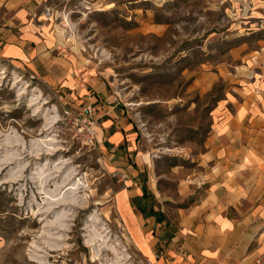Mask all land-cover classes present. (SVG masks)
<instances>
[{"label":"rangeland","instance_id":"374dc122","mask_svg":"<svg viewBox=\"0 0 264 264\" xmlns=\"http://www.w3.org/2000/svg\"><path fill=\"white\" fill-rule=\"evenodd\" d=\"M26 28L55 62L44 80L0 56V264L147 263L99 135L73 138L89 103L146 156L160 256L224 264L264 235V0H0V42Z\"/></svg>","mask_w":264,"mask_h":264},{"label":"crops","instance_id":"0c3cea01","mask_svg":"<svg viewBox=\"0 0 264 264\" xmlns=\"http://www.w3.org/2000/svg\"><path fill=\"white\" fill-rule=\"evenodd\" d=\"M30 31L29 28H26L18 35L7 34L8 41L0 42L2 46L0 56L12 64L26 68L33 75L48 80L51 78V70H53L55 61L48 57L45 52V44L40 43V37L31 34ZM97 100L96 98L94 102ZM96 108L101 119L99 121V139L106 149L109 164L118 170V173L128 174L126 184L116 191L114 201L118 216L132 241L150 260H160L166 264H191V260L185 259L179 253L178 256H174L161 250L164 256L159 255L156 248L159 240L154 236V231L151 228L155 224V220L152 213L149 212L150 209L146 208L148 199L145 187L139 184L140 176L144 171L142 164H144L146 156L142 154L141 157L140 154H137L132 158L131 147H126V143H129L130 127L125 122L116 120L119 115L114 110V106L108 108L99 105ZM225 227L228 229L229 225L226 224ZM171 252L173 251L171 250ZM223 255L222 250L215 251L207 246L201 256L220 260ZM231 255L234 260L225 259L224 264L256 263L258 258H264V235L254 239L247 238L244 243L232 251Z\"/></svg>","mask_w":264,"mask_h":264},{"label":"built area","instance_id":"2783aa9c","mask_svg":"<svg viewBox=\"0 0 264 264\" xmlns=\"http://www.w3.org/2000/svg\"><path fill=\"white\" fill-rule=\"evenodd\" d=\"M98 109L93 103L83 105L79 111L71 115V125L73 129V138L81 143L90 151H99V123ZM123 180L126 182L127 175L123 174ZM146 264H166L160 260L148 259ZM256 264H264V258H258Z\"/></svg>","mask_w":264,"mask_h":264},{"label":"bare ground","instance_id":"6f19581e","mask_svg":"<svg viewBox=\"0 0 264 264\" xmlns=\"http://www.w3.org/2000/svg\"><path fill=\"white\" fill-rule=\"evenodd\" d=\"M13 138V137H12Z\"/></svg>","mask_w":264,"mask_h":264}]
</instances>
